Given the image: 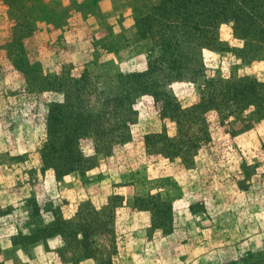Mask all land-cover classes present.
I'll return each instance as SVG.
<instances>
[{"label": "rangeland", "instance_id": "374dc122", "mask_svg": "<svg viewBox=\"0 0 264 264\" xmlns=\"http://www.w3.org/2000/svg\"><path fill=\"white\" fill-rule=\"evenodd\" d=\"M101 6L105 9L106 4ZM129 10L118 12L106 22L109 32L119 34L124 30V37L132 32ZM96 23L92 17L73 12L64 21L61 33L37 24L22 41L28 61L38 63L45 74L66 70L73 77L95 58L110 63L104 77L145 69L148 49L142 43L130 50L121 49L116 56L101 51L97 41L107 31ZM11 27L6 8L0 5V264H69L65 260L67 255H58L60 241L56 237L47 238L44 232L37 237L44 239L45 246L33 245L24 250L10 246L18 232L22 237L16 240L20 244L29 243L25 228L29 221L47 226L53 213L57 222L71 221L82 201L76 209L74 202L86 196L79 189L67 191L74 187L72 183L77 185L79 178L69 176L71 179L62 182L63 177L54 178L50 169L40 170L37 146L44 138V106L50 101L62 104L63 97L55 93L27 94L23 77L11 66L4 50ZM216 36L224 48L201 50L203 76L173 82L168 87L181 108L206 99L214 87L208 83L210 80L246 76L264 83L263 50L258 59L250 61L246 51L248 55H241L243 62L237 53L242 42L234 38L231 24H220ZM87 69L93 75H101L104 70L92 65ZM253 96L257 99L253 107L246 106L248 99L244 98L245 106L244 101L237 108L230 104L233 107L226 108L223 116L208 110L201 118V127L197 125L199 129L192 127L189 131H200L198 135L203 142L192 161L189 158L183 164L178 159L166 160L145 152V135L160 133L162 126L168 137L175 135V125L160 119V104L148 96L138 98L132 106L136 117L128 126L130 141L114 145L108 157L95 156L90 139L78 141L81 154L95 166L87 172L94 174H84L81 183L108 179V186L84 200L92 207L103 206L110 196L119 197L114 203L115 216V211L127 207V199L135 193H148L153 198L157 195L169 206L163 214L165 218L157 221L164 227L161 230L150 228V213L146 211L127 207L132 214L114 218L112 235L95 239L99 245L114 244V249L108 247L106 254L100 256L105 264H212L264 248V114L261 116L264 91L258 89ZM237 111L236 116L233 113ZM112 178L116 180L113 182ZM67 193H73L74 202L68 200ZM32 203L38 208V216L31 220ZM137 212L147 213L148 228H143L145 214ZM90 261L81 260L77 264H92Z\"/></svg>", "mask_w": 264, "mask_h": 264}, {"label": "trees", "instance_id": "16d2710c", "mask_svg": "<svg viewBox=\"0 0 264 264\" xmlns=\"http://www.w3.org/2000/svg\"><path fill=\"white\" fill-rule=\"evenodd\" d=\"M99 1L70 0V6L81 17L102 20L100 24L107 32L97 42L106 54L116 56L119 50H130L133 45L142 43L148 49L143 71L112 73L110 77H104L110 63H101L95 58L83 67L77 77L66 70L60 74H45L38 63L28 61L22 41L33 33L37 24L62 27L67 9L43 0H0L12 23L4 50L12 61L11 66L23 77L27 94L55 93L63 97L62 104L50 101L44 106V138L37 146L41 171L50 169L54 178L75 176L81 181L83 175L95 166L89 163L90 158L81 154L77 148L78 141L90 139L95 156L108 157L114 145L130 141L128 126L136 117L132 106L142 96L159 103L160 119L175 125L173 137L165 134L164 126L158 134L145 135V152L166 160L178 159L182 164L194 157L203 142L198 135L200 131H189L197 125L201 127V118L208 110L217 112L220 117L226 108H237L246 99L247 105L244 101L243 106H256L257 99L253 94L258 89L264 91V83L246 76L208 81L214 87L206 99L189 108H181L168 87L173 82L193 81L203 76L200 52L202 49L222 51L223 43L216 36V29L222 23L231 24L234 38L242 42L237 51L238 58L245 62L241 55L249 54L248 61L258 59L257 55L264 51V0H109L113 15L119 9H130L133 30L127 37H124V30L119 34L109 32L110 27L104 21L107 15L97 10ZM91 65L104 68L103 73L91 74L87 69ZM261 107L262 116L264 97ZM233 114L237 116L238 111ZM155 197L148 193H135L127 199V207L150 213V228L160 229L164 227L157 221L165 218L163 214L169 206L165 199ZM117 200L119 197L110 196L98 209L82 201L71 221L57 222L54 213L47 226L40 227L38 223L29 221L25 226L29 243L20 244L16 239L22 235L18 232L11 239L10 246L20 250L33 245L45 246L44 239L37 237L44 232L47 238L56 237L60 241L62 247L58 255H67L64 259L69 264L86 259L94 264H105L100 256L106 254L108 247L114 249V244L99 245L95 239L112 235L114 203ZM37 216L38 208L32 203L29 219ZM212 264H264V248Z\"/></svg>", "mask_w": 264, "mask_h": 264}, {"label": "crops", "instance_id": "0c3cea01", "mask_svg": "<svg viewBox=\"0 0 264 264\" xmlns=\"http://www.w3.org/2000/svg\"><path fill=\"white\" fill-rule=\"evenodd\" d=\"M44 2L45 3H49V2H51L52 4H54L55 6H59L60 7V5L62 6V7H65L66 9H67V20H68V18L72 15V13H73V10H72V7L70 6L71 4H70V0H66V1H64V0H44ZM102 4H106V6H105V9H102ZM97 10H98V12L99 13H101V14H103V15H107V18L104 20V21H108V20H110V19H114V17L118 14V12H122V10H124V9H121V10H118V11H116L115 13H114V15L111 13L112 12V10H111V4H110V1L109 0H100L99 2H98V6H97ZM100 15V14H99ZM94 19V18H93ZM66 20V21H67ZM95 21L97 22L96 23V25L98 26V25H100V22L102 21H100L99 19H95ZM45 25V24H44ZM45 26H49V28L51 29V30H54L55 32H59V33H61L62 31H61V28H63V27H60V28H55V27H53V26H51V25H45ZM87 174H89V175H93L94 173L91 171V172H89V173H87ZM89 175H87V176H89ZM73 178V177H72ZM69 179H71L69 176H65V177H63L62 178V182H65V181H68ZM73 179H75V178H73ZM114 180H116V179H114V178H112L111 179V181H113L114 182ZM77 183V185H74V183H72V186H74L73 188H68V190L67 191H71V190H73V189H75L76 191L79 189V190H81L82 192H83V194L84 195H86V196H83L84 197V199H81V200H79V201H75L74 202V195H73V193L71 194V193H67V197H68V200H70L71 201V203L72 202H74V204H73V206H74V208L76 209V206H77V204L80 202V201H84V200H86V199H88V197H89V195L90 194H93V193H95V192H97L99 189H101L102 187H106V186H108V179H104L102 182L100 181V182H95V181H91V182H89L88 184H86V185H84V184H82L81 183V181L79 180V181H76ZM57 184H59V183H57ZM115 189V188H114ZM76 191H75V193H76ZM66 201H67V199H66ZM70 203V204H71ZM72 206V205H71ZM74 209V210H75ZM74 210H72V212H74ZM132 214L131 213V210L129 209V208H127V207H121V208H118L116 211H115V216H114V218L116 219L117 218V216H122L123 214ZM137 213H139V214H145V224L143 225V228H148V224L147 223H149V217H148V215H147V213L146 212H137ZM37 247H40V246H37ZM36 247V248H37ZM35 248V249H36ZM89 260H87V262H88ZM91 262V261H90ZM93 264V263H92Z\"/></svg>", "mask_w": 264, "mask_h": 264}]
</instances>
